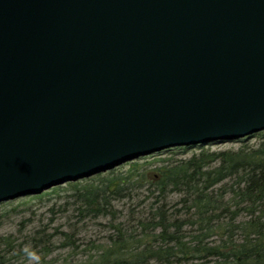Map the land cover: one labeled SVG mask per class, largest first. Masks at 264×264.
I'll return each instance as SVG.
<instances>
[{"label": "water", "instance_id": "water-1", "mask_svg": "<svg viewBox=\"0 0 264 264\" xmlns=\"http://www.w3.org/2000/svg\"><path fill=\"white\" fill-rule=\"evenodd\" d=\"M264 132V0H0V203Z\"/></svg>", "mask_w": 264, "mask_h": 264}, {"label": "rangeland", "instance_id": "rangeland-1", "mask_svg": "<svg viewBox=\"0 0 264 264\" xmlns=\"http://www.w3.org/2000/svg\"><path fill=\"white\" fill-rule=\"evenodd\" d=\"M261 142L264 132L238 141L170 149L39 195L2 202L0 260L7 264H92L98 260L99 252L117 248L110 245L117 237L115 228L123 234L139 236L142 227L155 222V210L163 205L166 215H174L179 222L190 218L181 207L182 194L169 187L163 193L159 191L166 182L159 177L165 169L202 150L233 151ZM87 191L95 192L85 196ZM193 213L191 209L189 214ZM244 217L242 213L239 219ZM223 224V220L218 222L219 226ZM219 233L215 232L210 242L219 244ZM235 238H240V234L236 233Z\"/></svg>", "mask_w": 264, "mask_h": 264}, {"label": "trees", "instance_id": "trees-1", "mask_svg": "<svg viewBox=\"0 0 264 264\" xmlns=\"http://www.w3.org/2000/svg\"><path fill=\"white\" fill-rule=\"evenodd\" d=\"M159 177L166 181L159 191L169 187L182 194L180 204L190 218L179 222L166 215L163 205L139 236L115 228L117 237L110 245L117 248L100 250L92 264H264V142L233 151L202 150ZM242 213L245 217L239 219ZM221 220L225 224L219 226ZM215 232H221L219 244L210 242Z\"/></svg>", "mask_w": 264, "mask_h": 264}, {"label": "bare ground", "instance_id": "bare-ground-1", "mask_svg": "<svg viewBox=\"0 0 264 264\" xmlns=\"http://www.w3.org/2000/svg\"><path fill=\"white\" fill-rule=\"evenodd\" d=\"M206 145H208V144H206ZM200 146H204V145H200ZM191 147H193V146H191ZM195 147V146H194ZM183 148H186V147H183ZM173 149H175V148H173ZM168 150H170V149H168ZM167 150V151H168ZM163 152V151H162ZM160 153V152H159ZM139 158H141V157H139ZM138 158V159H139ZM138 159H135V160H138ZM135 160H133V161H135ZM132 162V161H131ZM128 163V162H127ZM126 164V163H125ZM124 165V164H123ZM120 167V166H119ZM118 168V167H117ZM67 183H75V182H67ZM66 184V183H65ZM54 188V187H53Z\"/></svg>", "mask_w": 264, "mask_h": 264}, {"label": "clouds", "instance_id": "clouds-1", "mask_svg": "<svg viewBox=\"0 0 264 264\" xmlns=\"http://www.w3.org/2000/svg\"><path fill=\"white\" fill-rule=\"evenodd\" d=\"M29 255H31V254H29Z\"/></svg>", "mask_w": 264, "mask_h": 264}]
</instances>
